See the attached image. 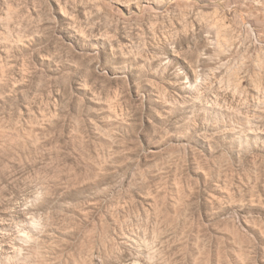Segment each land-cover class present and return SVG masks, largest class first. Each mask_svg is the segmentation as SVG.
<instances>
[{"label": "rangeland", "instance_id": "1", "mask_svg": "<svg viewBox=\"0 0 264 264\" xmlns=\"http://www.w3.org/2000/svg\"><path fill=\"white\" fill-rule=\"evenodd\" d=\"M0 264H264V0H0Z\"/></svg>", "mask_w": 264, "mask_h": 264}, {"label": "bare ground", "instance_id": "2", "mask_svg": "<svg viewBox=\"0 0 264 264\" xmlns=\"http://www.w3.org/2000/svg\"><path fill=\"white\" fill-rule=\"evenodd\" d=\"M28 239H30V238H28Z\"/></svg>", "mask_w": 264, "mask_h": 264}]
</instances>
